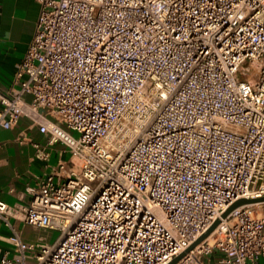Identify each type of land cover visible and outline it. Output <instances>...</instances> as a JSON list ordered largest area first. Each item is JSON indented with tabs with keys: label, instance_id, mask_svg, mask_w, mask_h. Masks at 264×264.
Instances as JSON below:
<instances>
[{
	"label": "built area",
	"instance_id": "1",
	"mask_svg": "<svg viewBox=\"0 0 264 264\" xmlns=\"http://www.w3.org/2000/svg\"><path fill=\"white\" fill-rule=\"evenodd\" d=\"M35 1L0 128L24 116L78 164L0 200V264H167L216 219L174 264H256L264 200L220 216L264 196V0Z\"/></svg>",
	"mask_w": 264,
	"mask_h": 264
},
{
	"label": "crops",
	"instance_id": "2",
	"mask_svg": "<svg viewBox=\"0 0 264 264\" xmlns=\"http://www.w3.org/2000/svg\"><path fill=\"white\" fill-rule=\"evenodd\" d=\"M39 5L35 0H0V91L10 85L17 64L32 37ZM28 100L29 97L25 96ZM22 140V141H19ZM31 142L44 147L47 160L35 157ZM57 161L71 163L69 153L59 143L46 145V137L24 116L8 129L0 128V200L7 205L25 204L26 187L35 186V177L51 171ZM22 241H34L38 229L11 219ZM8 228L0 225V256H10L13 247L6 241ZM256 264H264V254Z\"/></svg>",
	"mask_w": 264,
	"mask_h": 264
},
{
	"label": "water",
	"instance_id": "3",
	"mask_svg": "<svg viewBox=\"0 0 264 264\" xmlns=\"http://www.w3.org/2000/svg\"><path fill=\"white\" fill-rule=\"evenodd\" d=\"M264 200V196L262 197H258V198H253V199H245V198H239L236 201H234L232 204H230L225 211L221 214V218L225 217L228 212L230 210H232L233 208H235L236 206H239L241 204H245V203H250V202H256V201H261ZM218 223V219L214 220L213 223L199 236L197 237L186 249L184 252L178 254L177 256H175L170 262H168L167 264H174L180 257L183 256V254L185 252H187L188 250H190L191 248H193L198 242H200L203 238H205L212 230L213 228L216 226V224Z\"/></svg>",
	"mask_w": 264,
	"mask_h": 264
},
{
	"label": "rangeland",
	"instance_id": "4",
	"mask_svg": "<svg viewBox=\"0 0 264 264\" xmlns=\"http://www.w3.org/2000/svg\"><path fill=\"white\" fill-rule=\"evenodd\" d=\"M70 162L73 163L75 166L78 164V161L75 158H71ZM37 234L42 239V242L50 243L56 238V236L58 235V231L49 230V229H38V233ZM36 240H34V241H36Z\"/></svg>",
	"mask_w": 264,
	"mask_h": 264
}]
</instances>
